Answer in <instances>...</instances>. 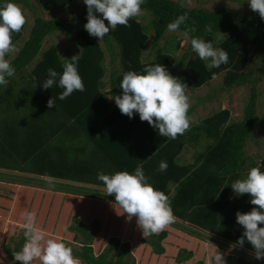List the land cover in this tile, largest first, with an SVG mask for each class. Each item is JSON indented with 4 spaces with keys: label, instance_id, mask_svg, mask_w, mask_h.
<instances>
[{
    "label": "trees",
    "instance_id": "trees-1",
    "mask_svg": "<svg viewBox=\"0 0 264 264\" xmlns=\"http://www.w3.org/2000/svg\"><path fill=\"white\" fill-rule=\"evenodd\" d=\"M3 2L5 1L0 0V3ZM38 2L46 10H60L69 7L74 0H38ZM142 9L154 14L155 18L150 25H146L140 17H136L130 19V27L118 25L101 41L90 36L84 29V24L87 22L86 6L70 20L62 17L56 19L37 17L29 39L10 60L16 69L13 78L19 76L24 79L25 91L28 93L26 97H32L30 108H27L28 112L21 109L28 104L25 95L20 96L19 100H14L17 93L14 92L13 78H10L6 88L0 90V154H11V151L22 154L18 149L24 147V153L21 156L17 155L19 159H34L33 161H39L42 165L55 163L53 169H47L44 165V169H39L36 163L37 167L31 171L65 181L51 183L48 187L49 182L38 179L47 186L48 190L60 191L62 196L67 194L73 197L65 201L60 220L64 215L67 220L71 216L70 211L76 213L72 217L74 223L72 224L71 220L70 230L71 232L78 230L83 234L84 238L80 241L82 249L75 251V255L86 264H137L129 260L132 253L127 243L120 246L115 256L110 254L111 249L97 255L94 247L100 241V231L94 236V232L89 231V223L83 220L81 208L76 211V206L81 207V202L86 211L89 208L94 210L98 203H93L90 198L115 203L114 197L106 195L101 189L103 184L97 179L99 172L131 173L137 165H143L149 183L168 197L175 217L209 230L233 244L243 232V228L236 223L237 211L249 212L256 207L250 204V199L235 198L230 184L236 179L243 178L241 171L245 167L246 146L259 122L260 91L257 82L264 74V20L255 14H240L226 7L189 8L174 0H146ZM185 13L188 15V20L181 25L179 31L187 32L189 35L187 51L177 60L176 52L181 48V41L178 40L173 47L162 48L153 59L146 60L145 50L150 42L151 31L155 36L152 50H155L168 32V23ZM208 27L212 28L211 32L206 31ZM58 31L66 33L69 37L75 36L81 42V49L77 54L70 55L69 50L67 52L69 56L63 57L56 44L42 50L45 39ZM17 35L20 36L21 31ZM17 35L12 37V40L16 39ZM196 37L211 41L214 46L227 51L229 63L209 70L205 66L206 62L200 60L191 49L190 40ZM252 48L256 51L255 64L261 63L262 68L259 70L254 66V71H247L252 60L250 56ZM75 56H78L76 58L78 71L83 79L85 91H75L67 99L60 100L58 96L62 89L53 86L52 89L44 90L39 82L47 78V69L53 68L60 73L67 62L66 59ZM146 64H162L173 77L181 79L192 89H201L204 85L211 84V81L222 72H225L224 84L227 88L251 84V93L243 119L231 122V110L220 109L203 120L202 124L187 130L174 140L159 136L158 130H154L147 121H141L138 114L132 119L121 114L115 101L110 99L111 96L121 94L119 84L125 72L130 70L141 72ZM32 65L31 71L27 69ZM258 70L261 75H257ZM213 93L212 97H209V94L205 97L208 99L207 102L218 95V91ZM52 97L56 105L49 108L48 100ZM201 130H205L208 139L214 142L202 153L203 163L198 167L181 165L176 157L192 140L186 137L190 135L199 140L202 136ZM58 134L67 135V144L55 146L57 148L55 153L49 145ZM82 138L95 146L88 151V155L86 151L81 153L84 148L68 147L69 139ZM47 147L50 149H46ZM43 150L45 153L42 152ZM161 161H166L168 164L167 171L163 173L157 171ZM11 164L12 162H8L0 166L10 168ZM73 182L86 185H77ZM92 185H98L101 191ZM23 187L18 188L17 191L19 192ZM213 187L215 190L210 191ZM4 191L6 193H3ZM23 191L28 194L32 192L31 189L25 188ZM0 197L12 198L8 185L3 180L0 181ZM82 197H86V200L80 199ZM57 206L58 204L55 203L51 210H56ZM13 207L14 210L17 209V202ZM118 212L122 213V210L119 209ZM3 216L0 208V217ZM15 220H22L23 224L22 216L11 220V223ZM38 221L37 225L42 228ZM120 221L124 226L129 223L124 215H121ZM94 222L98 227L99 222L97 220ZM22 224L20 232H23ZM182 230L192 236L201 235L199 231ZM168 235L167 230H163L150 235L151 239H146L144 242L152 247L154 253L163 256L171 251V248L165 247V243H162ZM126 237L128 238V235ZM112 238L110 240L112 239L119 246L120 239ZM20 242L15 249L6 248L5 251L14 258L13 254L22 248L25 241L23 239ZM64 242L66 243V240ZM239 249L254 253L248 242ZM192 256V253L188 254V258ZM177 262L182 263L183 260L178 258ZM16 263L20 264V262ZM228 264L252 263L243 257L229 256Z\"/></svg>",
    "mask_w": 264,
    "mask_h": 264
},
{
    "label": "clouds",
    "instance_id": "clouds-1",
    "mask_svg": "<svg viewBox=\"0 0 264 264\" xmlns=\"http://www.w3.org/2000/svg\"><path fill=\"white\" fill-rule=\"evenodd\" d=\"M0 3V90L6 88L16 73L8 57L18 49L13 43V33H19L26 23V17L20 7L12 0ZM86 5L84 29L92 37L103 40L118 25L130 27V19L143 15L142 5L146 0H83ZM250 9L258 12L264 19V0H247ZM99 14V15H97ZM188 20L185 13L168 23L169 32H177ZM107 21V24L105 23ZM211 32L212 28H206ZM221 33V32H220ZM187 42L188 33H184ZM192 51L206 67L220 68L229 63V54L213 42L202 38H191ZM79 56V55H78ZM75 56L66 59L63 71L47 69V78L39 82L44 90L58 86L63 91L58 98L65 100L75 91H85L83 79L78 71ZM215 75V74H214ZM38 84V83H37ZM36 84V87H37ZM205 86V85H204ZM120 95L111 96L121 114L130 119L137 114L141 121H147L161 137L174 140L183 135L192 125L189 116V88L181 79L173 77L162 64H146L141 72L127 71L120 80ZM55 104L53 97L48 100V107ZM168 164L161 161L157 171L166 172ZM264 166L251 167L243 178L234 180L231 190L235 197L245 194L250 197L253 207L249 212L236 213V223L243 228L242 235L229 247L232 250L242 248L245 242L251 244L256 260L264 259ZM97 179L102 182L106 195L114 196L126 221L135 217L136 225L143 236L157 234L175 222V215L168 197L149 183L143 165H137L133 172L117 171L113 174L99 172ZM51 183V181H49ZM22 248L15 252L14 262L20 264H79L73 249L63 240L50 236L45 229L37 225L35 212H24ZM66 230V229H65ZM211 264H227L224 253L217 250L211 258Z\"/></svg>",
    "mask_w": 264,
    "mask_h": 264
},
{
    "label": "rangeland",
    "instance_id": "rangeland-1",
    "mask_svg": "<svg viewBox=\"0 0 264 264\" xmlns=\"http://www.w3.org/2000/svg\"><path fill=\"white\" fill-rule=\"evenodd\" d=\"M174 1L189 8L199 7V6L206 7L209 9L226 7L228 9H231V11H238L240 14L251 13L261 18L258 12H254L250 9L247 0H174ZM27 2L30 5L29 9H31V6L33 7L31 11L29 9L28 11L26 10L27 13L32 12L30 15H33L34 17H36L35 16L36 11L41 15L45 14L44 11L37 4H35L36 3L35 0H27ZM15 4L18 7H20L18 3ZM85 6L86 5L83 3V0H74L72 5L67 9L50 10L49 14L53 19L62 17L64 19L70 20L75 16H77L80 12H82ZM20 8L27 9L26 6L24 8L21 6ZM139 17L141 20H143V22L146 25H150L152 23V20L155 18L154 14L149 10L143 11V15ZM105 23L107 24V21H105ZM154 38L155 36L153 34V31H151L150 42L148 43L145 50L144 58L146 60L153 59L154 56L162 48L173 47V44L179 40L181 41V48L179 51L176 52V58L178 60L184 54V52L187 51V48L189 46V35L187 38V42H185L184 32L182 31H177V32L168 31L165 37L163 38L160 46L157 49L152 50V41L154 40ZM52 44H56L59 47L60 53L63 57L69 56V54L67 53L69 50H70V55H74L77 54V52H79V50L81 49V42L75 36L69 37L68 35H66V33L59 31L50 34L45 39L42 50L47 49ZM255 55H256V51H254V48H252L250 54L252 60L247 71H254L255 67L258 68L259 70L262 68L261 63L258 62L257 65L255 64V59H254ZM39 58L40 57L38 56V59ZM259 70L257 72V75H261V72ZM261 76L262 78L257 82V86L260 91L259 104H258L259 122L254 130L251 139L248 142V145L246 146L247 157L249 158V160L254 159L253 160L255 162L254 164L257 166L261 165L262 159L264 157V74H262ZM224 77H225V72H222L215 80L211 81V84L205 85L201 89H195V88L187 89V94L190 97L189 116L192 119V125L190 126L191 129L196 125L202 124L201 122L203 120L213 115L215 113L213 111L219 108H227L231 110L232 112V118L230 120L231 122H237L243 119L245 108L247 107L248 99L251 93V84H246L244 86H239V87L236 86L233 88H227L224 84ZM107 80L108 78H106V81ZM13 82H14L13 83L14 92L17 93L15 94L16 96L14 100H19L20 96L25 95L24 98L28 102V104L22 107L21 109H25V110H27V108L29 109L30 103L32 102V97L31 98L26 97L28 96V93H26L25 91L26 89L25 80L17 76L13 78ZM213 91H218V95L213 100H209L210 101L208 102L210 103L209 106H204L203 108H201L199 105L202 103H206L208 99H206L205 97L208 94L209 97H212L214 94ZM33 104H35V102H33ZM194 107H199V110L197 115L193 114L192 116V113L194 112ZM26 115H29V113H26ZM63 135L58 134L53 139V141H51V144L49 145L50 148H53L55 153L57 151V148L55 146H61L62 144L64 145L67 144V135L66 134ZM213 143L214 142L212 140L210 144ZM73 146H79L81 148H84V151H81V153L86 151L87 155L89 150L91 151L92 149L95 148V146L91 142L87 141L84 138L80 140L69 139L68 147L73 148ZM48 147L46 149H48ZM18 150L24 153V147H21ZM42 152H44V150ZM17 155L21 156L22 154L15 153L14 151H11V154H7V155L0 154V162L5 163L8 161L13 162L17 160L14 166L15 167L25 166L27 169H29L30 170L29 172L19 171V173H22V177L23 179H25V181H28L27 183H33V184L27 185L25 183L24 187L21 188L19 192L17 191L18 189L15 187H8V191H10L12 198L2 199V197H0V201L2 199V201L0 202V208L4 214L3 217H0V264H17L16 262H14L13 256L8 254L5 251V249L6 248L15 249L17 247V244L20 241H23L24 239L23 232H20V227H21L20 225L22 224V220H15L14 223H11V220L19 219L22 216L23 212H35L37 221L41 220V222L38 221V223L41 224L42 228L45 229L50 236L61 239L63 241L66 240V244L69 243V246H71L73 249L74 257L77 258V256L75 255V251L82 249V242L80 241H82L84 237L82 233L80 234V231L78 232V230H76V232L75 231L71 232L70 230L71 220H72V224L74 223L73 220L74 218L72 217H74L76 213L70 211L69 214L71 216H69L67 220L65 215L60 220L61 218L60 213L61 210L64 208L65 201L72 199L73 197L67 194H64L62 196L60 194L61 193L60 191L52 192L48 190L47 186L50 187L51 183L54 182L59 183L62 182L63 180L52 178L46 175L44 176L39 175L31 171V170H35V167H37L36 163H38L39 169H44L45 167L47 169H53L55 168V163L49 162L43 164L45 166L43 167V165L40 164L39 161L35 162L33 161V159L22 160L19 159L18 157L17 158L14 157ZM75 155L77 156V154ZM6 171H10L8 173L17 172L9 169H6ZM241 172L243 173L244 171L242 170ZM10 178L13 177L10 176ZM38 179H44L47 182L51 181V183L46 186L45 184L40 183ZM41 184L43 185L42 187ZM24 188L31 189L32 192L28 194L26 191H23ZM99 188L101 187L98 186L97 189ZM101 189L103 190V192H105L104 188ZM3 193L6 192L4 191ZM74 198L76 199V197ZM80 199L86 200V197H82ZM90 200L93 203L95 202L98 203V206L95 207L94 210H92V208L91 209L89 208V210L86 211V208H83L84 205L81 202L80 203L81 207L77 205L76 211L78 212V210L81 208L80 213L82 214L83 220L89 223L90 226L89 231H91L92 233L94 232V236L97 234L98 231H100L99 234L100 241L94 247V252L97 255L102 253L104 250L111 249L110 254L112 256H115L118 254V250L120 246L123 245L124 243H127L128 245H130L129 249L130 252L132 253V256L129 258V260H131V262L135 261L137 264H211V258L216 254L217 250L224 253L227 264L229 263V256L243 257L252 264H264V259L256 260L254 257V253H251L246 249L240 250L237 248L235 250H232L230 249L229 246L233 243L221 237H218L217 235L211 232L205 231L202 227H197L188 221H183L178 217H175V222L173 224H171L166 229H164L167 230L169 235L162 243H165L164 244L165 247L171 248V251L169 250L170 252L163 256L158 255L154 253L152 247H149L148 244L144 242L146 239L147 240L151 239V236L150 235L143 236L142 230L136 225L135 217L131 222H129L127 225L124 226L122 224V221H120L121 215L119 214H121V212H118L119 207L117 205H114V202L111 201L108 202L103 199L98 200L93 198H90ZM73 201L77 202L76 200ZM15 202H17L16 210H14L13 207ZM55 203L58 204V206L56 207L57 209L51 210L55 205ZM95 220L99 222L98 227L97 225H94L96 223L94 222ZM182 229H187V230L191 229V230L199 231L201 232V235L192 236ZM123 234L125 236H123ZM127 235L131 241L126 237ZM112 237H118L120 239L119 246H117L113 242ZM110 238L112 239L110 240ZM148 249H150L151 251ZM189 253L193 254L191 258H188ZM127 258L128 257L126 256L125 259ZM178 258L183 260V262L178 263L177 262ZM78 260H79V264H86L84 261L80 260L79 258ZM230 261H232V259ZM38 262L39 261H34L33 263L39 264Z\"/></svg>",
    "mask_w": 264,
    "mask_h": 264
},
{
    "label": "crops",
    "instance_id": "crops-1",
    "mask_svg": "<svg viewBox=\"0 0 264 264\" xmlns=\"http://www.w3.org/2000/svg\"><path fill=\"white\" fill-rule=\"evenodd\" d=\"M12 1H14L15 3H18V5L20 7L22 6L24 8L26 6L27 9L26 8L25 9H22V11H23V13H24V15L26 17V24H25V27L21 29V35L18 36L17 35L18 33H13V35H12L13 38L16 37V35H17V38L13 40V43L16 45L18 51L15 54L10 55L8 57L9 60H11L13 57H15L17 55V53L20 51V49L23 46V44L25 43V41L29 39L30 34H31L32 27L35 24V20H36L37 17H43V18H46V19H51L52 18L50 16V14H49V11L50 10H46V9L42 8V6L38 2V0H35L36 3L35 2L34 3L37 4L44 11L45 14L44 15H41L40 13H38L36 11L35 12V16L36 17H34L33 15H30L32 12L31 13H27V11H28V9L30 7V5L28 4L27 0H12ZM67 8L68 7L64 8V9H67ZM32 9H33V7L31 6V9H29V10L31 11ZM32 68H33V65L30 66V67H28L27 69H29L31 71ZM209 105H210V103L206 102V103L200 104L199 106L201 108H203L204 106H209ZM220 109H227V108H219V109H217V110H215L213 112L219 111ZM198 110H199V107H194V112L192 113V116H193V114L194 115H197ZM192 111H193V109H192ZM190 129L191 128H189L188 130H190ZM201 135H202L201 137L199 136L200 137L199 140L197 138L191 137L190 135L188 137H186V139H189L190 140V138H192V140H191V142L189 141L187 143L186 148L180 154H178L177 157H176L177 161L181 165H184V166L192 165V167H198L199 165H201L203 163L204 159L202 157V153L207 149V146L210 144V142H212V140L208 139L205 130H203V131L201 130ZM192 136H194V135L192 134ZM208 140H209V142H208ZM16 158H17V156H16ZM263 159H264V157H263ZM263 159H262L261 165H259V166H264ZM253 160H249V158L247 157V155L245 156V162H244L245 167L243 169L244 172L242 173V175H243L242 177H244V175H246V173H247V171H248L249 168H251V167H257V165L254 164L255 162ZM8 162H12V161H8ZM8 162H5V163L0 162V164L1 165H6V163H8ZM16 162H17V160L13 161L12 164H11V166H10V168L0 166V179H1L0 181L3 180V182H5L8 185V187H15L17 189L20 188V187H22V186H24L25 183L27 185L28 184L29 185L30 184H33V183H27L28 181H25V179H23L22 173H19V171H26V170H28L26 172H29L30 170L27 169L25 166H17V167H15L14 165L16 164ZM248 166H249V168H248ZM6 169L14 170V171H17V172L8 173L10 171H6ZM262 170H264V169H262ZM10 176H12L13 178H10ZM49 177L56 178L54 176H49ZM56 179H58V178H56ZM62 182H65V181L63 180ZM67 182H69V181H67ZM73 183L74 184H77V185H84V186L86 185L84 183H78V182H73ZM88 185H90V184H88ZM92 186H94L96 188L98 187V185H92ZM212 190H215L214 187L211 188L210 191H212ZM172 191H173L172 194H174L175 193V188L174 187H173V190ZM235 198H237V197H235ZM237 199H240V200H249L250 197L247 194H245V195H243V196H241V197H239ZM205 231L211 232L209 230H205ZM211 233H213V232H211ZM213 234H215V233H213Z\"/></svg>",
    "mask_w": 264,
    "mask_h": 264
},
{
    "label": "bare ground",
    "instance_id": "bare-ground-1",
    "mask_svg": "<svg viewBox=\"0 0 264 264\" xmlns=\"http://www.w3.org/2000/svg\"><path fill=\"white\" fill-rule=\"evenodd\" d=\"M208 17V16H207ZM220 87V86H219ZM193 101V100H192Z\"/></svg>",
    "mask_w": 264,
    "mask_h": 264
}]
</instances>
